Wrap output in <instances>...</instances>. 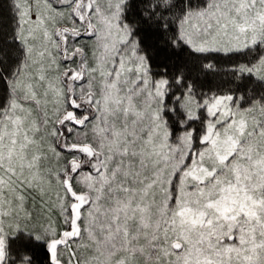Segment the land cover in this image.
Here are the masks:
<instances>
[{
    "label": "snow or ice",
    "instance_id": "1",
    "mask_svg": "<svg viewBox=\"0 0 264 264\" xmlns=\"http://www.w3.org/2000/svg\"><path fill=\"white\" fill-rule=\"evenodd\" d=\"M0 264H264V0H0Z\"/></svg>",
    "mask_w": 264,
    "mask_h": 264
}]
</instances>
